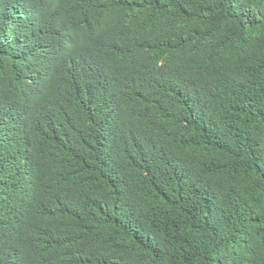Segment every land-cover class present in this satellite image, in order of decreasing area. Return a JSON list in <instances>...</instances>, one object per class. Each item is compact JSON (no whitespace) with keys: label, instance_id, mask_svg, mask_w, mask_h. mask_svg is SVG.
Wrapping results in <instances>:
<instances>
[{"label":"trees","instance_id":"16d2710c","mask_svg":"<svg viewBox=\"0 0 264 264\" xmlns=\"http://www.w3.org/2000/svg\"><path fill=\"white\" fill-rule=\"evenodd\" d=\"M0 264H264V0H0Z\"/></svg>","mask_w":264,"mask_h":264}]
</instances>
